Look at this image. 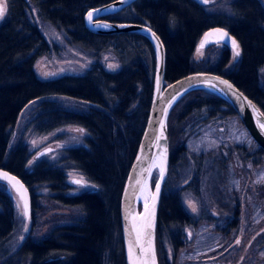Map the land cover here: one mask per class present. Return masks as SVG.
<instances>
[{"label": "trees", "instance_id": "obj_1", "mask_svg": "<svg viewBox=\"0 0 264 264\" xmlns=\"http://www.w3.org/2000/svg\"><path fill=\"white\" fill-rule=\"evenodd\" d=\"M110 1L8 0L6 16L0 23V167L19 177L29 192L33 184L49 182L55 198L66 206L78 207L81 217L72 224L52 228L38 241L27 237L10 252L6 243L16 225L15 215L12 199L0 182V264H21L25 259L28 264H125L119 198L147 116L154 52L141 35H101L85 28V11ZM227 6L229 11L224 13L210 11L194 0H136L104 19L145 24L156 32L165 50V84L196 70L220 74L264 113V87L258 81L259 69L264 65V7L259 0H228ZM31 8L41 21L63 33L68 44L93 58L109 51L118 58L120 67L106 71L96 61L81 75L40 79L33 65L37 58L49 53L50 46L31 19ZM216 26L227 30L239 43V58L229 65L230 52L224 48L209 67L196 69L192 61L196 39ZM53 96L73 98L86 107L68 109L51 100ZM35 100L26 123L33 132L47 133L76 125L89 134L84 146L66 149L64 160L93 182L98 187L96 192L66 196L61 169L41 162L28 169L25 144L17 140L9 147L20 112ZM199 116L205 120L237 117L225 101L208 91L194 90L182 96L167 118L170 172L181 150L179 129L184 119ZM254 146V153L264 156L255 143ZM210 155L205 161L196 162L197 166H205L207 172L217 164V158L211 157V161ZM178 180L174 177L169 181L168 176L156 220V233L164 230L173 240L190 222L178 195L166 191L169 184L174 187ZM162 258L158 253L159 264H164Z\"/></svg>", "mask_w": 264, "mask_h": 264}, {"label": "rangeland", "instance_id": "obj_2", "mask_svg": "<svg viewBox=\"0 0 264 264\" xmlns=\"http://www.w3.org/2000/svg\"><path fill=\"white\" fill-rule=\"evenodd\" d=\"M208 1L206 6L210 11L228 13V0ZM259 1L264 7V0ZM30 15L50 46L49 53L37 58L33 65L40 79L81 75L96 61L106 71H116L120 67L113 53L105 51L93 58L68 44L63 33L37 17L35 9L31 8ZM219 48V45H211L203 49L195 44L192 54L195 68L203 69L214 63L213 57L219 53ZM238 57H234L230 50L229 65ZM259 81L264 87V66L259 70ZM50 99L72 110L86 107L83 102L65 96ZM36 103V100L29 102L20 112L11 132L9 147L17 140L25 144L28 169L40 162L61 169L67 187L66 196L96 192L98 187L71 162L64 160L66 149L85 145L89 137L87 131L79 132L77 129H82L79 126L65 125L47 133L33 132L26 123ZM182 125L179 129L181 150L176 154L175 167L169 174V181L174 177L179 180L174 182V187L169 184L166 191L178 195L180 206L190 222L182 227L179 237L174 240L164 230L155 233L157 260L159 253L164 264H264V156L254 153V143L237 117L205 120L199 116L198 119H184ZM44 149L48 151L38 156ZM209 154L216 155L217 164L205 176H199L203 183L197 186V159ZM199 167L201 171L207 169ZM79 178L86 182L84 186L72 182ZM156 178L154 173L152 186ZM186 180L190 183L182 186ZM5 190L12 199L16 224L6 243L10 252L27 237L38 241L52 228L72 224L81 217L78 207L66 206L55 198L49 182L32 185L29 192L32 206L27 219L21 202L7 184ZM190 205L195 206V211ZM21 264H28V259Z\"/></svg>", "mask_w": 264, "mask_h": 264}, {"label": "water", "instance_id": "obj_3", "mask_svg": "<svg viewBox=\"0 0 264 264\" xmlns=\"http://www.w3.org/2000/svg\"><path fill=\"white\" fill-rule=\"evenodd\" d=\"M136 0H112L101 6L90 8L83 14V24L85 28L94 34H120V33H132L145 37L152 45L154 52V72L152 81L151 98L147 111L146 120L143 130L141 132L138 144L136 146L132 161L129 165L128 171L125 176V180L122 186V190L119 198V222L121 229V243L123 258L125 264H130L129 261V240L135 242L136 233L133 232L129 235L131 228L132 218L135 217V223H148L152 224V227L146 228V235L143 238L144 247H148V241L151 240L155 250L156 264H158L156 247H155V233H156V220L158 215L159 203L163 190V185L167 178L168 166H169V147H168V135H167V118L170 110L175 103L186 93L194 90H205L215 94L223 101H225L236 114L239 122L246 130L252 141L264 152V132L258 126L257 121H264V115H260L263 112L247 95H245L237 86H235L226 77L208 72V71H191L167 84H165V50L161 38L152 30L149 26L140 23L133 22H111L105 17L115 14L125 7L129 6ZM201 5L200 0H195ZM96 10H99L98 12ZM93 12L94 18L92 22L88 20V13ZM216 29H221L228 33L229 38H234L227 30L221 27H211L205 30L199 37L197 45L200 47L201 43L205 40V34L214 32ZM227 39V38H226ZM235 39V38H234ZM211 45H225L232 50L231 40L228 39L227 43L218 39L216 35L209 37L208 41L204 43L203 49ZM221 81H226L228 87ZM212 85H215L213 87ZM163 122V127H162ZM143 149V151H142ZM166 149V154H165ZM48 149H44L38 153L42 155L46 153ZM166 155V171L163 181H161V188L158 197L154 201V218L149 216V220H143L145 214V197H148L149 212L152 211L153 200L151 195L155 193V184L159 178V169L153 167L154 163H158L161 156ZM137 157H140L138 162ZM135 168V171L133 170ZM148 169H151L149 174ZM0 173H7L9 177H15L19 181L17 187H13L12 183L8 180L0 177V181L9 186L11 191L17 196L21 202L23 213L25 211V203L27 204V215L24 217L27 219L30 216L31 211V199L29 190L22 180L15 174L0 167ZM157 174L156 181L153 186L151 185V179L153 174ZM130 177L132 180L130 181ZM141 178L147 181V190L141 193V185H135V179ZM73 181V180H72ZM19 188V191L17 190ZM136 254L140 255L139 249H136Z\"/></svg>", "mask_w": 264, "mask_h": 264}, {"label": "snow or ice", "instance_id": "obj_4", "mask_svg": "<svg viewBox=\"0 0 264 264\" xmlns=\"http://www.w3.org/2000/svg\"><path fill=\"white\" fill-rule=\"evenodd\" d=\"M200 2L202 3H207L208 0H200ZM7 4H8V0H0V19H2L5 15V13L7 12ZM97 12L99 10H96ZM94 18V13L93 12H89L88 13V20L89 22H92ZM213 35H216L218 37L219 40L221 41H225V43H227L228 39L231 40V47H232V51L234 53V57H238L240 55V45L239 43L234 39V38H229L228 37V33L222 31L221 29H216L214 32H209L205 34V40L204 42L201 43V48L204 47V43L208 41L209 37H212ZM227 38V39H226ZM198 51H200V49H198ZM111 67V65H110ZM221 83H224L225 85H227L226 81H221ZM213 87H215V85H212ZM228 87H231V85H227ZM260 115H264V113L260 114ZM259 128L261 129L262 132H264V121H257ZM162 127H163V122H162ZM77 131L79 132H83V129H77ZM143 151V149H142ZM165 154H166V149H165ZM138 162L140 161V157H137ZM166 155L161 156L160 160L158 163H154L153 167H156L159 169V178L158 181L155 184V193L151 195V199L153 200V204H152V211L149 212V204H148V197H145V204H144V208H145V215L143 217V220L148 221L149 220V216L154 218L155 212H154V208H155V203L154 201L156 200V198L159 195L160 192V188H161V181H163L164 177H165V171H166ZM135 171V168L133 169ZM149 172H151V169L146 170ZM0 177H2L3 179L8 180L10 183H12L13 187H17V185H19V181L16 180L15 177H9L7 173H0ZM132 180V177H130V181ZM74 184H78L81 186H84V184L86 183L83 178H79V179H74L72 181ZM135 185H141V193H143L144 191L147 190V181L143 180L141 178H136ZM19 191V188L17 189ZM193 209V211H195V206L194 205H190ZM25 216L27 215V204L25 203V211L23 213ZM132 223H131V228L129 230V235L131 236V234L133 232L136 233V238H135V242H133L131 239L129 240V261L130 264H156V258H155V250H154V246L152 245L151 240L148 241V247L145 248L144 244H143V238L146 235L145 233V229L146 228H150L152 227L151 222L149 221L148 223H140L137 224L135 223V217L132 218ZM237 243L239 244L240 241H237ZM139 249L140 255L136 254V249Z\"/></svg>", "mask_w": 264, "mask_h": 264}, {"label": "flooded vegetation", "instance_id": "obj_5", "mask_svg": "<svg viewBox=\"0 0 264 264\" xmlns=\"http://www.w3.org/2000/svg\"><path fill=\"white\" fill-rule=\"evenodd\" d=\"M195 1V0H194ZM196 2V1H195ZM207 5V4H206ZM200 37V36H199ZM199 39V38H198ZM236 40V39H235ZM197 39H196V43L195 44H197ZM220 46V50H222V49H224V48H226L227 50H230L229 48H227L225 45H219ZM195 48V47H194ZM206 49V48H205ZM219 50V51H220ZM194 51V50H193ZM211 157H216L215 155H210V160L212 161V159L213 158H211ZM207 158H206V156H199V158H198V162H202V161H205ZM215 159V158H214ZM206 172H207V169L206 170H200V167L198 166V170H197V186L198 185H200L201 183H203L202 181H200L198 178H199V176H205L206 175ZM169 173H170V155H169V166H168V173H167V178H168V176H169ZM208 173V172H207ZM167 178H166V180H167ZM166 183V182H165ZM184 183V184H183ZM181 185L182 186H188V183H190V180H186V182H183ZM205 184H206V182H205ZM208 184V183H207ZM207 187V186H206ZM211 200H213V198H212V190H211ZM212 203H213V201H212ZM228 214H225V216H227ZM229 216V215H228Z\"/></svg>", "mask_w": 264, "mask_h": 264}, {"label": "bare ground", "instance_id": "obj_6", "mask_svg": "<svg viewBox=\"0 0 264 264\" xmlns=\"http://www.w3.org/2000/svg\"><path fill=\"white\" fill-rule=\"evenodd\" d=\"M229 52H230V50H229ZM238 58H239V57H238ZM238 58H237V60H238ZM237 60H236V61H237ZM236 61H235V62H236ZM263 66H264V65H263ZM263 66H262V67H263ZM260 69H261V68H260ZM260 69H259V70H260ZM197 71H200V70H197ZM219 75H220V74H219ZM178 78H179V77H178ZM176 79H177V78H176ZM227 79H228V78H227ZM174 80H175V79H174ZM230 81H231V80H230ZM258 81H259V72H258ZM232 83H233V82H232ZM259 84H260V81H259ZM260 85H261V84H260ZM243 93H244V92H243ZM244 94H245V93H244ZM245 95H246V94H245ZM138 141H139V140H138ZM137 144H138V142H137ZM136 146H137V145H136ZM135 149H136V148H135ZM120 232H121V229H120Z\"/></svg>", "mask_w": 264, "mask_h": 264}]
</instances>
